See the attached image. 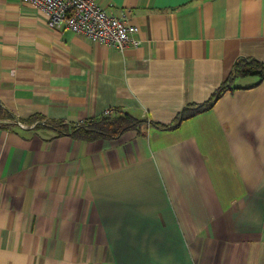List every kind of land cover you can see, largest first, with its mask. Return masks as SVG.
<instances>
[{
    "label": "crops",
    "instance_id": "obj_1",
    "mask_svg": "<svg viewBox=\"0 0 264 264\" xmlns=\"http://www.w3.org/2000/svg\"><path fill=\"white\" fill-rule=\"evenodd\" d=\"M97 1L131 10L138 46L0 0V264H264V79L168 126L264 62V0ZM108 108L143 121L70 133Z\"/></svg>",
    "mask_w": 264,
    "mask_h": 264
},
{
    "label": "built area",
    "instance_id": "obj_2",
    "mask_svg": "<svg viewBox=\"0 0 264 264\" xmlns=\"http://www.w3.org/2000/svg\"><path fill=\"white\" fill-rule=\"evenodd\" d=\"M41 8L48 16L51 27H66L85 34L93 41L102 42L124 50L138 46L136 36L139 26L130 21L131 10L117 11L104 8L97 0H22ZM108 108L105 114H112ZM19 126H25L17 121Z\"/></svg>",
    "mask_w": 264,
    "mask_h": 264
},
{
    "label": "trees",
    "instance_id": "obj_3",
    "mask_svg": "<svg viewBox=\"0 0 264 264\" xmlns=\"http://www.w3.org/2000/svg\"><path fill=\"white\" fill-rule=\"evenodd\" d=\"M250 75L258 76V81L254 84L262 81L264 79V62L258 59H238L228 78L212 93L208 100L202 103H193L185 106L178 115L176 122L169 124L168 126H177L183 120H186L199 112L210 109L226 91L239 88L234 84L238 77ZM142 121L143 119L139 117L128 112L122 113L117 109L114 114H103L98 118L85 121L83 124L75 125L71 128L70 133L74 134L76 137L86 139L116 137L131 128L137 127ZM59 125L58 128H60L61 131L69 132L70 128H68L66 124Z\"/></svg>",
    "mask_w": 264,
    "mask_h": 264
}]
</instances>
